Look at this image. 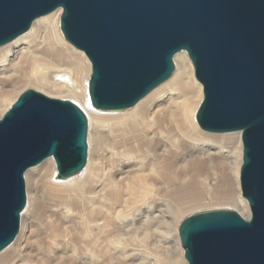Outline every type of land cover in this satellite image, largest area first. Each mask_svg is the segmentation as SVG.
Instances as JSON below:
<instances>
[{"label":"water","instance_id":"1","mask_svg":"<svg viewBox=\"0 0 264 264\" xmlns=\"http://www.w3.org/2000/svg\"><path fill=\"white\" fill-rule=\"evenodd\" d=\"M61 9L60 29L91 65L88 106L122 111L167 81L186 52L202 85L195 119L210 133L241 131L240 188L248 220L233 210L193 214L178 227L188 264H264V0H0V46ZM88 120L68 100L23 92L0 118V252L19 231L24 175L47 159L55 177L80 174Z\"/></svg>","mask_w":264,"mask_h":264},{"label":"bare ground","instance_id":"2","mask_svg":"<svg viewBox=\"0 0 264 264\" xmlns=\"http://www.w3.org/2000/svg\"><path fill=\"white\" fill-rule=\"evenodd\" d=\"M61 13L0 46V118L29 89L76 103L88 120L87 163L66 180L52 159L26 171V207L0 264H188L178 233L186 214L224 206L250 217L241 131L199 127L203 89L184 51L172 76L133 107L90 108L91 65L65 40Z\"/></svg>","mask_w":264,"mask_h":264},{"label":"rangeland","instance_id":"3","mask_svg":"<svg viewBox=\"0 0 264 264\" xmlns=\"http://www.w3.org/2000/svg\"><path fill=\"white\" fill-rule=\"evenodd\" d=\"M25 186H26V185H25ZM217 209H225V210H228L229 208H226V207H224V206H223V207H222V206H219V207H214V208H211V209L197 210V211H194L192 214H190V213H189V214H186L185 217L182 218V220L185 219V218H187V217H189V216H191V215H193V214H196V213H198V212L209 211V210H217ZM234 209H235V208H234ZM229 210H233V209H229ZM234 211H236V209H235ZM182 220H181V221H182Z\"/></svg>","mask_w":264,"mask_h":264}]
</instances>
